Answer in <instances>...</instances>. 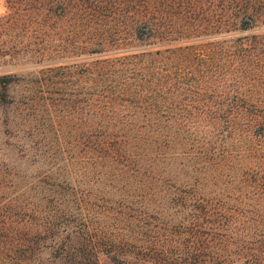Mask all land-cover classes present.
<instances>
[{"label":"trees","instance_id":"16d2710c","mask_svg":"<svg viewBox=\"0 0 264 264\" xmlns=\"http://www.w3.org/2000/svg\"><path fill=\"white\" fill-rule=\"evenodd\" d=\"M8 1L12 10L1 20L6 27L0 31L4 35L0 56L38 55L41 60L34 61L43 67L34 71L43 94L66 93L64 88L49 87L70 84V97L76 106L88 109V124L73 127L74 140L78 139L72 147L77 152L64 157L70 167L91 155L84 150L87 140L103 143L106 153H99L101 156L116 155L114 143L124 140L127 132L114 120H107L108 113L118 117L123 109L133 108L128 124L140 118L150 127L176 117L196 132L200 120L209 118L220 125V120L225 119L223 112H233L236 117L247 119L248 131L256 140L250 150L259 155L249 160L245 174L248 185L262 199L259 194L264 195V31L246 38L208 40L205 48L197 47L193 41L216 39L220 34L264 25V0ZM141 42L170 45L97 58L84 66L55 62L56 53H104L113 47ZM231 64L236 65L239 74L231 72ZM2 75L0 78L7 76ZM53 77L75 79L69 82ZM79 80L85 81V88H78ZM9 82L1 83L0 79L4 89ZM129 125L127 128L136 132ZM62 132L61 127L57 128L58 138ZM62 181L65 185H60V190L72 195L66 201L71 204L56 206L51 214L52 221L46 229V264H100L101 246L107 247V251L114 249L116 264H264V233L260 228L253 227L249 220L247 225L241 224V231L235 232L231 223L236 219L228 214L223 216L224 220L215 219L217 207L198 193L185 189L176 194V206L182 207L186 215L174 223L164 217L165 208H148L141 203L137 211L149 219L144 217L135 223L136 234L129 238L111 236L98 229L90 214L93 202L85 196L84 187L73 174ZM114 201L117 207H131L125 199ZM261 205L252 202L257 213L262 211ZM223 207V211H230ZM18 211L23 213L16 208L6 222L0 220V264L36 261L35 243L46 237L38 232L32 243L26 244L21 228L24 215L18 217Z\"/></svg>","mask_w":264,"mask_h":264},{"label":"rangeland","instance_id":"374dc122","mask_svg":"<svg viewBox=\"0 0 264 264\" xmlns=\"http://www.w3.org/2000/svg\"><path fill=\"white\" fill-rule=\"evenodd\" d=\"M11 10L8 0H0V31L6 27L1 22L2 17ZM261 31H264V25L193 42L197 47L205 48L208 40L246 38ZM3 38L1 33L0 43ZM243 40L246 42L247 39ZM169 45L164 42H141L128 47H113L104 53H56L55 62H74L84 66L97 58L162 49ZM38 59L35 54L0 56V75H7L0 78L1 83L10 81L7 89L0 85V220L6 222L9 219L7 216L17 208L23 212L18 211V217L24 215L21 216V228L26 244H31V239L38 232L46 236L36 239V261L28 259L25 264L47 263L49 251L45 246L49 242V232L46 229L52 221L55 207L71 204L66 201H70L72 195L60 190V185H65L62 180L65 176L69 178L70 174L84 187L85 196L93 202L90 214L96 220L98 229H104L111 236H135V223L144 217L149 219L137 211L141 203L148 208H165L167 215L164 217L169 222L182 219L186 213H183L182 207L176 206V194L183 193L185 189L214 203L218 212L215 219L224 220L225 214L233 216L236 221L231 223V228L235 232L241 231V224L247 225L250 220L253 227L257 225L264 233V195L259 194L262 199L257 198L245 174L249 160L255 158L253 155H259L250 150L256 140L248 131L247 119L236 117L233 112H223L226 120L221 119L220 125L205 118L198 122L195 132L176 117L150 127L136 117L132 119V124H128L133 113L130 109L133 108L123 109L118 117L108 113L107 120H114L127 132L124 140L114 143L116 155L101 156L99 153H106L103 143L92 140L89 143L87 140L85 143L88 146L83 147L91 155L70 167L64 157L77 152L72 147V142L78 139L74 140L76 133L73 127L79 124L83 128L88 124V109L83 105L76 106L73 97H70V84L59 83L49 87L50 90L57 89V86L59 90L64 88L66 93L43 94L34 71L43 67L34 61ZM235 67L231 64V72L239 74ZM52 79L70 82L75 78ZM84 82L79 80L78 88L80 85L85 88ZM128 125L135 127L136 132L132 133ZM60 127L63 132L58 138L57 128ZM185 194L188 195L187 192ZM115 199H125L131 207H117ZM252 202L262 204L260 213L252 207ZM223 206L230 211H223ZM120 209L123 211L119 212ZM127 209L129 214L124 213ZM233 209L236 212L231 211ZM242 231L247 232L246 229ZM106 248L101 246L98 253L100 264H116V256L112 253L114 249L107 251Z\"/></svg>","mask_w":264,"mask_h":264}]
</instances>
